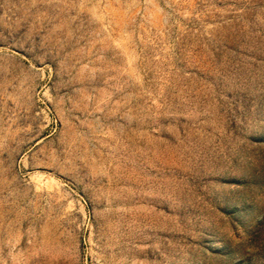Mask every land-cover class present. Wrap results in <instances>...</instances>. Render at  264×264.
<instances>
[{"label": "rangeland", "instance_id": "obj_1", "mask_svg": "<svg viewBox=\"0 0 264 264\" xmlns=\"http://www.w3.org/2000/svg\"><path fill=\"white\" fill-rule=\"evenodd\" d=\"M0 264H264V0H0Z\"/></svg>", "mask_w": 264, "mask_h": 264}]
</instances>
